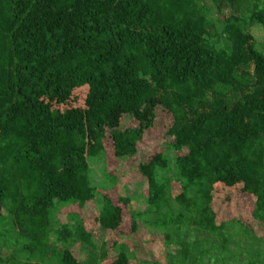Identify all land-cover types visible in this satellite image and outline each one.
Returning a JSON list of instances; mask_svg holds the SVG:
<instances>
[{
	"label": "trees",
	"instance_id": "16d2710c",
	"mask_svg": "<svg viewBox=\"0 0 264 264\" xmlns=\"http://www.w3.org/2000/svg\"><path fill=\"white\" fill-rule=\"evenodd\" d=\"M226 2L237 14L216 32ZM249 24L264 30V0H0V217L7 208L26 239V262L14 251L4 264H53L48 249L60 244L57 264L108 260L82 220L56 227L51 213L98 202L101 229L118 230L123 211L99 197L92 161L105 160L106 140L116 159L134 158L159 107L172 148L187 154L139 166L147 208L132 230L140 221L161 234L167 264H264V238L241 221L217 225L212 206L215 187L243 185L264 226V54ZM82 61L94 68L93 107L66 108L72 91L55 89L50 72ZM125 116L138 127L123 128ZM113 250V264H132L126 244Z\"/></svg>",
	"mask_w": 264,
	"mask_h": 264
},
{
	"label": "rangeland",
	"instance_id": "374dc122",
	"mask_svg": "<svg viewBox=\"0 0 264 264\" xmlns=\"http://www.w3.org/2000/svg\"><path fill=\"white\" fill-rule=\"evenodd\" d=\"M231 3L226 2L223 6V12L216 11L213 19L215 20V31L223 30V26L229 16L237 14V10ZM249 29L256 39V49L264 54V30L258 24H249ZM55 77L54 88H64L67 93L72 91V99L66 108H79L87 110L93 107L91 99L93 90L91 81L94 75V68L86 61L73 63L65 68L50 72ZM122 127H138L139 123L131 117L125 116L122 119ZM172 128V119L170 113L159 107L156 112V119L153 125L144 133L142 141L138 144V153L132 159L118 160L114 157V147L110 140L105 141L106 158L104 161H92L93 184L99 189V197L110 199L115 206L123 211V223L116 231H103L99 225L100 208L96 203H87L81 208L73 203H66L62 208L60 203L56 204V212L51 213L52 225L56 224V219L60 224L73 225L77 218L82 220L89 232L94 233L96 242L105 245L110 253L108 260L104 264H113L115 261V252L113 244L115 242L126 244L132 254V264H167V249L164 238L161 234L153 232L143 222L137 223L136 231L132 230V216L134 213H143L146 211V198L148 197V183L140 175L138 168L141 164H148L156 155L166 154L172 160L177 156L187 154V150L176 153L172 148L174 138L169 134ZM174 194L182 193L181 186L174 183ZM122 199H131L130 207L122 203ZM213 210L218 216L217 225L231 221H241L252 230L256 239L264 238V226L254 219L256 209L255 201L249 195L245 194L244 186L240 185L234 188H227L222 185L215 187ZM77 217V218H76ZM14 219L9 216L8 210L0 217V264L6 263L14 251L18 252L17 257L26 262V256L19 251L26 242L24 237L15 232ZM56 227L57 226L56 224ZM239 227V226H238ZM63 228V227H62ZM255 239V241H256ZM55 234L53 230L50 235V243H55ZM35 241L29 247L31 249L38 247ZM59 249H48V254H54L53 264L61 260L62 247ZM18 248V250H16ZM53 252H52V251ZM79 261H86L88 255L82 251L80 245L72 248ZM20 253V254H19ZM51 260V261H52ZM36 260L33 262L35 263ZM47 262L46 264H48ZM50 262L49 264H51Z\"/></svg>",
	"mask_w": 264,
	"mask_h": 264
}]
</instances>
